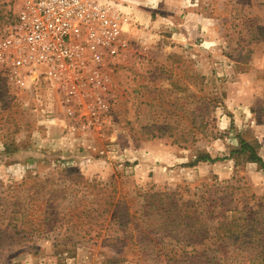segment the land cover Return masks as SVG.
<instances>
[{"label":"rangeland","instance_id":"obj_1","mask_svg":"<svg viewBox=\"0 0 264 264\" xmlns=\"http://www.w3.org/2000/svg\"><path fill=\"white\" fill-rule=\"evenodd\" d=\"M98 1L118 16L122 34L119 54L106 58L96 81L87 70L73 95L66 84L35 90L30 80L16 83L0 64V197L29 175L67 186L70 177L83 175L129 191L215 180L220 194L233 197L228 209L256 219L254 236L263 237L264 171L231 151L240 138L258 140L264 159V37H250L249 20L264 24V0ZM25 5L0 0V36ZM204 96L214 101L207 106ZM192 106L203 112L196 124L208 121L211 133L191 128L198 141L190 144L186 131L188 146L172 143L169 134L148 138L147 124L189 130ZM196 147L218 159L190 166ZM66 228L27 241L24 231L10 232L13 242L1 246V258L11 260L0 264H164L139 256L127 236L112 239L103 230L96 239L99 228L89 234ZM243 253L245 261L229 262L264 264L256 248Z\"/></svg>","mask_w":264,"mask_h":264},{"label":"trees","instance_id":"obj_2","mask_svg":"<svg viewBox=\"0 0 264 264\" xmlns=\"http://www.w3.org/2000/svg\"><path fill=\"white\" fill-rule=\"evenodd\" d=\"M249 20L252 22L250 37L262 39L264 24ZM204 99L207 106L214 101L210 96ZM187 111L191 118L189 130L170 124H161L157 129L147 124L143 128L152 129L148 138L169 134L174 136L172 143L188 146L186 131L192 137L190 144L198 141L191 128L205 134L212 132L208 121L201 119L200 125L196 124L197 118L203 115L202 109L192 106ZM209 112L208 107L205 113ZM167 113L173 114V110ZM261 146L258 140L240 138L239 147L231 155L246 154L249 161L257 162L264 171ZM196 150L199 152L190 166L218 159L200 147ZM66 171L74 173V169ZM46 178L29 175L17 184L13 194L0 197V263L11 260V255L8 259L1 258L5 252L1 246L13 242L9 241L10 232L14 231L15 235L24 231L23 240H36L51 237L54 230L65 225L73 232L84 229L88 234L99 228L96 239L103 230L112 239L127 236L139 256L163 259L164 264H232L231 259L245 261L243 251L249 248H256L258 259L264 263V236H254L258 230L256 219L247 216V212L240 214V210L228 209L233 197L220 194L215 180L133 186L137 188L129 191L123 185L118 187L116 181L104 183L83 175L69 178L70 189L66 184ZM70 190L73 193L68 194ZM121 230L123 234L119 235Z\"/></svg>","mask_w":264,"mask_h":264},{"label":"built area","instance_id":"obj_3","mask_svg":"<svg viewBox=\"0 0 264 264\" xmlns=\"http://www.w3.org/2000/svg\"><path fill=\"white\" fill-rule=\"evenodd\" d=\"M121 34L118 16L98 0H26L0 36V64L19 85L66 84L73 95L87 70L96 81L105 60L119 54Z\"/></svg>","mask_w":264,"mask_h":264}]
</instances>
